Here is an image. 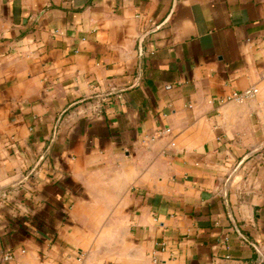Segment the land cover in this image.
I'll return each instance as SVG.
<instances>
[{
	"label": "crops",
	"instance_id": "crops-1",
	"mask_svg": "<svg viewBox=\"0 0 264 264\" xmlns=\"http://www.w3.org/2000/svg\"><path fill=\"white\" fill-rule=\"evenodd\" d=\"M0 264H264V0H0Z\"/></svg>",
	"mask_w": 264,
	"mask_h": 264
},
{
	"label": "built area",
	"instance_id": "built-area-1",
	"mask_svg": "<svg viewBox=\"0 0 264 264\" xmlns=\"http://www.w3.org/2000/svg\"><path fill=\"white\" fill-rule=\"evenodd\" d=\"M257 93H258V90L255 88L248 89L245 91H236V92L232 93V95L230 97H228V99L229 100H241V99L253 98L257 95ZM5 259H6V261H11L13 259V256L7 255Z\"/></svg>",
	"mask_w": 264,
	"mask_h": 264
},
{
	"label": "water",
	"instance_id": "water-1",
	"mask_svg": "<svg viewBox=\"0 0 264 264\" xmlns=\"http://www.w3.org/2000/svg\"><path fill=\"white\" fill-rule=\"evenodd\" d=\"M149 34H151V33H148L147 35H149ZM146 36L142 37L141 40H140V50H141V52H142V48H143V41L146 38Z\"/></svg>",
	"mask_w": 264,
	"mask_h": 264
}]
</instances>
